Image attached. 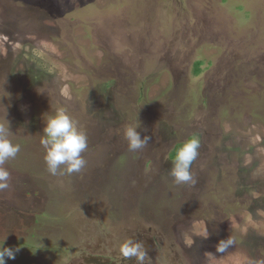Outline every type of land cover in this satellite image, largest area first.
Listing matches in <instances>:
<instances>
[{"label": "rangeland", "instance_id": "374dc122", "mask_svg": "<svg viewBox=\"0 0 264 264\" xmlns=\"http://www.w3.org/2000/svg\"><path fill=\"white\" fill-rule=\"evenodd\" d=\"M59 108L88 136L78 174L47 171ZM5 115L21 145L0 190V241L21 249L6 264H80L102 239L122 255L135 227L157 234L156 264H264V0H0ZM139 121L151 140L133 152ZM192 136L197 182L177 184L171 151Z\"/></svg>", "mask_w": 264, "mask_h": 264}, {"label": "clouds", "instance_id": "9594fccd", "mask_svg": "<svg viewBox=\"0 0 264 264\" xmlns=\"http://www.w3.org/2000/svg\"><path fill=\"white\" fill-rule=\"evenodd\" d=\"M44 122L41 144L45 149L44 160L49 174L56 176L80 173L87 166V161L82 155L88 149L87 133L78 126L64 108L57 109L54 114L47 116ZM139 127L140 121L128 125L123 130L128 149L133 152L143 151L151 140L148 135L141 136L137 130ZM10 133V122L5 115L0 119V190L9 187L10 173L4 165L21 151V145L9 138ZM200 147L199 137L192 136L175 149L170 175L177 184L192 186L196 184L191 167L199 155ZM6 238L7 236L0 241V264H6L7 259H15L16 254L21 250L19 246H5ZM234 243L232 237L220 239L216 244V251L223 253ZM120 252L125 259L135 258L137 264H145L147 252L143 244L135 239L125 240L120 245Z\"/></svg>", "mask_w": 264, "mask_h": 264}, {"label": "flooded vegetation", "instance_id": "af4514ba", "mask_svg": "<svg viewBox=\"0 0 264 264\" xmlns=\"http://www.w3.org/2000/svg\"><path fill=\"white\" fill-rule=\"evenodd\" d=\"M149 234L143 228H136L131 234L130 238L135 239L141 242L147 252L145 257V264H156L158 257H162V253L159 252V247L157 246V234L155 233L154 237H148ZM124 242V241H123ZM121 242V244L123 243ZM95 243V242H94ZM111 241L102 239L101 242H96V245H89V248H80L77 249L76 261L80 264H137L135 258L125 259L120 253L119 250H111L110 245ZM76 262V263H77Z\"/></svg>", "mask_w": 264, "mask_h": 264}, {"label": "trees", "instance_id": "16d2710c", "mask_svg": "<svg viewBox=\"0 0 264 264\" xmlns=\"http://www.w3.org/2000/svg\"><path fill=\"white\" fill-rule=\"evenodd\" d=\"M195 69H196V71H199V70H200V68H199V64H198V63L196 64ZM183 142H184V141L176 143L175 147H174L173 150L171 151V158H173V156H174V151H175V149H176L178 146H180Z\"/></svg>", "mask_w": 264, "mask_h": 264}]
</instances>
